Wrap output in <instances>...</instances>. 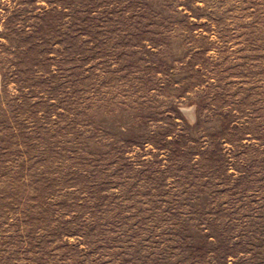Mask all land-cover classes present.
Masks as SVG:
<instances>
[{
    "label": "rangeland",
    "instance_id": "374dc122",
    "mask_svg": "<svg viewBox=\"0 0 264 264\" xmlns=\"http://www.w3.org/2000/svg\"><path fill=\"white\" fill-rule=\"evenodd\" d=\"M0 264H264V0H0Z\"/></svg>",
    "mask_w": 264,
    "mask_h": 264
}]
</instances>
